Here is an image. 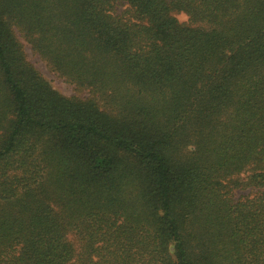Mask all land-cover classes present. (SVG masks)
Listing matches in <instances>:
<instances>
[{
  "label": "trees",
  "instance_id": "obj_1",
  "mask_svg": "<svg viewBox=\"0 0 264 264\" xmlns=\"http://www.w3.org/2000/svg\"><path fill=\"white\" fill-rule=\"evenodd\" d=\"M0 264H264V0H0Z\"/></svg>",
  "mask_w": 264,
  "mask_h": 264
},
{
  "label": "rangeland",
  "instance_id": "obj_2",
  "mask_svg": "<svg viewBox=\"0 0 264 264\" xmlns=\"http://www.w3.org/2000/svg\"><path fill=\"white\" fill-rule=\"evenodd\" d=\"M178 20H185V15L176 14ZM23 50L26 56V59L36 68L38 73L51 85L52 88L57 90L64 96H78L84 97L85 92H81L78 90L73 84L67 82L61 76H59L56 72L52 71L46 63L33 51L30 50L28 45L24 44Z\"/></svg>",
  "mask_w": 264,
  "mask_h": 264
}]
</instances>
